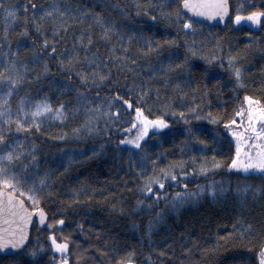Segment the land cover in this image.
<instances>
[{
    "label": "snow or ice",
    "instance_id": "1",
    "mask_svg": "<svg viewBox=\"0 0 264 264\" xmlns=\"http://www.w3.org/2000/svg\"><path fill=\"white\" fill-rule=\"evenodd\" d=\"M211 21L247 43L233 52L231 38L206 32ZM0 24V264H156L153 255H174L175 242L142 255L105 241L99 256H90L93 246L74 239L85 234L78 216H90L95 189L86 194L81 179L65 185L58 202L53 189L71 167L107 159L108 150L114 161L127 157L132 180L125 184L137 196L131 213H152L143 222L146 236L165 210L205 197L236 213L223 234H182L179 264H191L194 252L229 250V264H264V220L249 215L250 205L264 208V85L259 97L244 92L230 114L204 110L214 76L227 72L234 81L232 101L247 87L243 54L264 40V0H0ZM140 65L146 77L134 71ZM53 122L68 131L41 135ZM33 134L75 143L49 158ZM87 139L100 142L85 146ZM225 141L234 148L218 156ZM220 169L226 179L191 189L183 183Z\"/></svg>",
    "mask_w": 264,
    "mask_h": 264
},
{
    "label": "trees",
    "instance_id": "2",
    "mask_svg": "<svg viewBox=\"0 0 264 264\" xmlns=\"http://www.w3.org/2000/svg\"><path fill=\"white\" fill-rule=\"evenodd\" d=\"M13 0H5V3H11ZM22 15V13H21ZM0 30H2V24H0ZM247 30V29H245ZM206 32H214L217 35H223L225 42L231 38L235 42L236 49H242L243 45L247 43L246 39L242 38L240 32H232L218 26L211 28L206 27ZM260 33H256L259 35ZM157 35H160L159 33ZM9 38L12 40L13 47H15V31L9 32ZM211 39V38H209ZM210 46V45H209ZM259 48H264V40H261L259 47L248 51L243 54V64L245 72L248 74L244 83L247 85L236 97L235 101L231 98V89L234 81L230 82V77L227 72H223L222 75L214 76L211 80L206 81L209 88V94L205 100V103L210 102V107H205V111H211L213 115L217 114L220 109L231 112L233 104L239 101V98L247 92L249 95L259 97L261 93V85H264V54H262ZM134 71L140 72L141 77L148 75L147 70L143 69L140 65ZM219 72L220 70L217 69ZM131 79V77H129ZM213 80H219L220 83L214 85ZM101 95L104 90L101 89ZM203 89L197 92V96ZM199 103V100H197ZM126 118L125 115L121 116V119ZM124 125L122 124L121 127ZM177 128L182 125L177 124ZM68 131L66 126L60 125L59 122H53L49 128L41 129V135L47 132L48 136L55 137L61 132ZM35 142L41 147V155L47 153L49 158H52L56 154L58 158L59 149L65 146H71L75 141H69L67 144H61L53 139H41L36 134H33ZM119 135H113V140H119ZM179 139V136L177 137ZM93 142L99 143V140L93 141L87 139L82 141L85 146L92 144ZM167 147V144L164 145ZM233 145H228L225 141V146L222 151H218L217 155L221 157H227ZM149 152H153L155 149L148 147ZM209 152L207 155H211ZM87 155V153H85ZM126 155H121L118 160L114 161L111 150H108L107 159L104 157H97L94 160H89L86 163L78 164L75 167H71L68 176L62 181H58L60 185L57 189H53L57 193L56 201L65 199L63 195H60L64 191V186L68 188L75 186L81 179H86L85 193H92L95 189V194L92 195L91 201L86 204V207L90 211V216H85L83 212L80 213L78 219L83 223L85 228V234L74 233V239H78L84 247L92 245L93 248L88 255L99 256L95 249L103 250L105 241L109 245L114 244H127L143 254H151L153 252L159 253L163 250L165 244L173 243L174 255L172 253L167 254L163 259L158 255H153V259L156 264H179L181 257V248L179 244V237L182 234L197 235L201 233L212 232L216 234H223L224 231H228L227 225L231 224L232 218L235 216V212L229 210V206L226 202L212 201L208 198H203L194 203H187L178 207L174 211L165 210L164 216L157 223L150 236L144 234V223L147 221V217L152 213L148 212H136L135 215L131 213L134 207L133 201L137 198L134 192H130L132 184H125V181L132 180L131 172L127 171ZM169 159H175V156L169 157ZM46 163V162H42ZM55 167V165H51ZM220 178H227L226 171L224 169L218 170L215 174L201 175L199 177L193 176L191 179L183 181L188 184L189 189L194 185L204 184L206 180H214ZM235 178V177H233ZM252 179V178H248ZM171 190V189H168ZM83 198V197H82ZM150 199V198H149ZM115 205V208L111 206ZM161 207H163V201H161ZM249 215L254 221L264 220V208L260 204L250 205ZM154 211V210H153ZM247 222V221H245ZM135 225V226H134ZM219 226V227H218ZM72 225H66L65 231L69 230ZM97 229L99 232L97 233ZM37 229L33 228V235L37 234ZM39 232L44 233V229H39ZM151 241V245H150ZM211 243V241H208ZM201 247L205 244L202 242ZM233 256L232 251H225L218 253L217 255H206L201 257L199 252H194L188 259L191 264H229ZM106 259V258H105ZM88 264H95V261L88 260ZM138 264H142L138 261Z\"/></svg>",
    "mask_w": 264,
    "mask_h": 264
},
{
    "label": "water",
    "instance_id": "3",
    "mask_svg": "<svg viewBox=\"0 0 264 264\" xmlns=\"http://www.w3.org/2000/svg\"><path fill=\"white\" fill-rule=\"evenodd\" d=\"M209 23L212 24V27H214V26H218V27H220V28H224L223 25H219L218 21H211V22H209ZM41 229H44V228L42 227Z\"/></svg>",
    "mask_w": 264,
    "mask_h": 264
}]
</instances>
